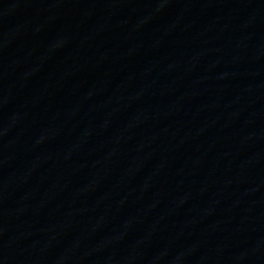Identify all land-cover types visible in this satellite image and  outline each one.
I'll list each match as a JSON object with an SVG mask.
<instances>
[{
    "label": "water",
    "instance_id": "water-1",
    "mask_svg": "<svg viewBox=\"0 0 264 264\" xmlns=\"http://www.w3.org/2000/svg\"><path fill=\"white\" fill-rule=\"evenodd\" d=\"M0 264H264V0H152L1 89Z\"/></svg>",
    "mask_w": 264,
    "mask_h": 264
}]
</instances>
